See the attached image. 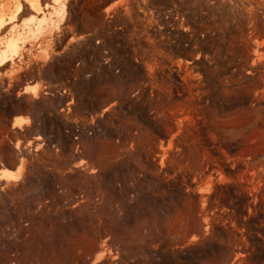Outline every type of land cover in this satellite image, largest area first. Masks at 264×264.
Here are the masks:
<instances>
[{
    "label": "rangeland",
    "instance_id": "1",
    "mask_svg": "<svg viewBox=\"0 0 264 264\" xmlns=\"http://www.w3.org/2000/svg\"><path fill=\"white\" fill-rule=\"evenodd\" d=\"M158 49L161 102H137L133 50ZM0 57V264H264V0H0ZM44 81L118 100L134 146L76 154Z\"/></svg>",
    "mask_w": 264,
    "mask_h": 264
},
{
    "label": "built area",
    "instance_id": "2",
    "mask_svg": "<svg viewBox=\"0 0 264 264\" xmlns=\"http://www.w3.org/2000/svg\"><path fill=\"white\" fill-rule=\"evenodd\" d=\"M126 37H128L131 41L137 39V37H134L132 34H127ZM95 42L96 44H100L101 40L96 39ZM103 53L104 62L109 64L113 58L111 50L104 48ZM131 60L136 66L144 70L148 76L140 79L133 88L131 94L132 98L137 102H145L147 98L146 92H148L149 97L152 99L154 104L160 103L161 98L159 96L158 89V86L160 85L159 78L163 75L165 70L163 50L158 49L150 53L145 51L137 52L136 50H133ZM116 70L118 72L119 68H116ZM149 75L152 76V80H149ZM39 93L41 96L53 99H64V103L58 105L57 110L61 114L65 123L64 133L71 138L73 142V150L76 154H80L85 149L88 140L104 138L107 133L112 134V141L106 143L110 148L127 150L134 146L133 139L123 140L122 135L127 131H131L134 135H137L139 130L136 127L128 125L124 120V109L120 107L118 100H114L103 110H82L79 107L78 99L72 87L66 85L65 83H52L44 81ZM150 113L154 117H160L162 115L159 113V110L157 112L155 106L152 107ZM41 143L42 145H45L46 141L43 140ZM166 146L167 145H165L161 139L158 143L159 152L156 154L154 159L161 168L165 165V151L163 149L166 148ZM51 147L56 148V150L59 149L56 143L51 144ZM81 160L82 159L80 158L77 162H80ZM51 170L55 171L54 169ZM81 170H84V166L75 165L74 162L70 166L67 173L69 175H76ZM60 191L64 196L63 208L65 209L79 211L81 205L87 199L86 190L83 189L80 184H68L64 188H60ZM92 195L93 199L96 201L99 199L97 194ZM52 209L54 208L51 207L50 210ZM6 230L8 232H14L15 228L8 225ZM17 256L18 254L16 252L11 254L10 264H18Z\"/></svg>",
    "mask_w": 264,
    "mask_h": 264
},
{
    "label": "bare ground",
    "instance_id": "3",
    "mask_svg": "<svg viewBox=\"0 0 264 264\" xmlns=\"http://www.w3.org/2000/svg\"><path fill=\"white\" fill-rule=\"evenodd\" d=\"M4 57V56H3ZM1 58V57H0ZM1 60V59H0ZM5 61V60H4ZM15 124H17L18 125V122L17 123H15ZM20 124V123H19ZM4 170V169H3ZM6 170V169H5ZM0 174H2V173H0ZM6 174V173H5ZM5 176V175H4ZM1 177H2V175H1ZM8 178H10V177H8ZM97 259V258H96Z\"/></svg>",
    "mask_w": 264,
    "mask_h": 264
},
{
    "label": "crops",
    "instance_id": "4",
    "mask_svg": "<svg viewBox=\"0 0 264 264\" xmlns=\"http://www.w3.org/2000/svg\"><path fill=\"white\" fill-rule=\"evenodd\" d=\"M15 118H16V117H14V118H13L12 122H14V119H15ZM24 126H25V127H27V126H28V124H26V125H24Z\"/></svg>",
    "mask_w": 264,
    "mask_h": 264
}]
</instances>
